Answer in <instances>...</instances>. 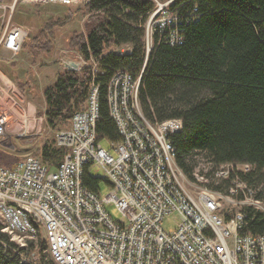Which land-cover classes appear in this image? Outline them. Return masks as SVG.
<instances>
[{
    "label": "built area",
    "instance_id": "1",
    "mask_svg": "<svg viewBox=\"0 0 264 264\" xmlns=\"http://www.w3.org/2000/svg\"><path fill=\"white\" fill-rule=\"evenodd\" d=\"M88 1L0 0V50L15 55L28 36L22 25L12 22L18 5ZM152 1L144 23L146 51L154 32L170 43L182 41L184 17L170 9L174 0ZM81 60L94 73L100 70L94 58ZM140 77L141 72L133 76L119 69L107 83L109 115L119 135L116 141L108 140L115 155L96 138L99 86L92 81L85 108L56 131L54 144L65 150L56 166L33 155L10 167L0 165V230L21 249L42 240V252L54 264H264V235L242 230V206L229 211L223 204L236 195L259 202L239 177L251 165L227 162L212 167L202 159L188 176L175 161L169 137L181 130L182 120L151 122L144 116ZM7 96L9 86L0 84V139L9 123L1 105ZM97 169L103 170L109 187L104 196L83 182L85 171L94 174ZM208 172L215 181L231 177L228 191L210 187ZM108 203L124 221L110 216ZM170 216L176 218L175 225L165 230L163 220Z\"/></svg>",
    "mask_w": 264,
    "mask_h": 264
},
{
    "label": "trees",
    "instance_id": "2",
    "mask_svg": "<svg viewBox=\"0 0 264 264\" xmlns=\"http://www.w3.org/2000/svg\"><path fill=\"white\" fill-rule=\"evenodd\" d=\"M83 5L85 31L71 32L67 46L85 61L94 58L100 70L94 73L88 65L59 70L43 91L48 122L68 124L76 111L85 108L94 81L99 86L96 138L116 141L119 135L106 99L108 80L119 69L133 76L141 72L138 97L144 116L151 122L182 120L181 130L169 136L177 165L191 176L202 159L212 167L247 162L250 171L239 177L264 205V0H174L170 9L184 17L182 41L170 43L154 32L149 51L144 23L154 7L152 0H89ZM71 18L68 8L63 16L45 19L23 47L33 57L47 50L53 29ZM122 45L129 49L114 50ZM64 152L53 139L42 143L33 156L54 167ZM20 159L0 146V165L10 167ZM208 173L210 187L228 191L231 177L215 181ZM102 180L88 171L83 176L91 189ZM242 210V230L264 235V211L250 204ZM39 246L42 252V240ZM31 247L17 248L0 230V264H34L21 256ZM42 255L40 264L53 263Z\"/></svg>",
    "mask_w": 264,
    "mask_h": 264
},
{
    "label": "rangeland",
    "instance_id": "3",
    "mask_svg": "<svg viewBox=\"0 0 264 264\" xmlns=\"http://www.w3.org/2000/svg\"><path fill=\"white\" fill-rule=\"evenodd\" d=\"M83 6V4L71 6L62 4L18 5L15 10L12 22L22 25L27 30L28 36L35 34L45 19H56L63 16L68 8L72 14V18L65 25L53 29L50 47L34 57L27 46H24L15 55L0 50V84L9 86L10 95L1 101V105L6 108L9 114V123L6 135L0 139V146L10 150L16 156L23 158L27 155H34L42 143L46 141L53 142L56 131L68 125L48 122L44 114L45 99L43 91L47 85L55 80L58 71L64 68L63 61L65 58L83 59L80 53L67 46L66 41L71 32L85 31L84 24L87 13L82 10ZM128 49L127 45L114 48L117 52H126ZM84 66H87V63L83 64L82 67ZM101 144L115 155V151L110 147L107 140H101ZM93 173L103 178L102 169L93 170ZM98 191L101 196L109 191L104 178L99 184ZM232 200L230 202L224 199V209L236 211L241 206L250 204L264 211V205L260 201L252 203L250 198L243 201L240 195L234 196ZM105 209L114 220L124 221L121 213L113 203L106 204ZM175 222L176 218L170 216L163 220V228L170 230L174 227ZM39 248L40 246L37 244L25 253H21L22 260L40 264L39 258L43 256V252L39 251ZM44 253V258L50 259L47 253Z\"/></svg>",
    "mask_w": 264,
    "mask_h": 264
},
{
    "label": "water",
    "instance_id": "4",
    "mask_svg": "<svg viewBox=\"0 0 264 264\" xmlns=\"http://www.w3.org/2000/svg\"><path fill=\"white\" fill-rule=\"evenodd\" d=\"M63 66L68 70H79L83 66V61L65 58L63 61Z\"/></svg>",
    "mask_w": 264,
    "mask_h": 264
},
{
    "label": "crops",
    "instance_id": "5",
    "mask_svg": "<svg viewBox=\"0 0 264 264\" xmlns=\"http://www.w3.org/2000/svg\"><path fill=\"white\" fill-rule=\"evenodd\" d=\"M2 74V73H1Z\"/></svg>",
    "mask_w": 264,
    "mask_h": 264
}]
</instances>
